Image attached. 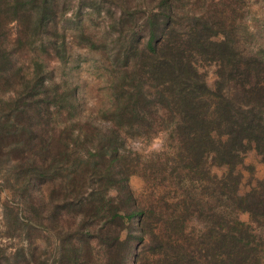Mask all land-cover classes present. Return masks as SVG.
Segmentation results:
<instances>
[{"label": "trees", "instance_id": "1", "mask_svg": "<svg viewBox=\"0 0 264 264\" xmlns=\"http://www.w3.org/2000/svg\"><path fill=\"white\" fill-rule=\"evenodd\" d=\"M151 1L157 6L146 19L145 43L133 35L126 47L120 46L126 48L122 64L133 70L139 84L115 88L112 125L86 121L84 134L62 130L45 140L42 134L30 137V142L39 140L40 150L31 170L23 172L32 177L27 186L44 182L53 188L49 198H29L34 204L25 210L27 219L41 230L57 232L62 229L54 220L59 213L83 211L77 236L85 232L86 218L93 221L86 235L107 247L109 263L128 261L132 246L122 241L121 233L136 221L132 264H260L262 245L253 229L264 227V181L240 196L237 168L249 150L264 163V52L247 55L236 46L234 16L243 1L212 4L186 30L178 28L171 0ZM0 4L15 12L17 22L28 20L22 11L32 5L35 29L49 28L53 0ZM6 48L0 45L2 63L11 57ZM201 64L216 67L212 87L199 70ZM38 80L26 83V110L13 108L19 114L29 113L30 106L43 113L49 109V101L38 108V98L45 96H39L44 84ZM72 104L69 113L75 111ZM162 126L169 130L168 145L151 162L141 163L124 150L120 130L138 137L140 131L157 134ZM50 157L55 159L49 162ZM135 175L149 192L141 205L128 184ZM243 213L249 215L247 224L238 218ZM69 248L60 258L78 264L76 247Z\"/></svg>", "mask_w": 264, "mask_h": 264}, {"label": "rangeland", "instance_id": "2", "mask_svg": "<svg viewBox=\"0 0 264 264\" xmlns=\"http://www.w3.org/2000/svg\"><path fill=\"white\" fill-rule=\"evenodd\" d=\"M171 1L180 29L192 23V18L207 15L212 4L221 3V0ZM242 1L234 16L236 46L247 55L264 52V0ZM156 6L157 2L151 0H53V15L44 32L35 29L34 6L26 5L22 12L28 20L20 17L17 22L15 12L3 9L0 4V12L5 10L6 13L0 19V45L4 44L11 54L9 61L2 63L0 59V264H67L60 254L71 249L69 247H76L78 264H116V261L108 262L107 247L92 235L87 237L86 230L93 227V221L86 218L87 228L77 236V226L83 218L81 210L62 211L53 218L62 227L57 228V232L32 225L25 210L28 211L37 197L49 198L53 187L41 182L31 189L26 183L32 178L30 172L28 175L23 172L31 170L29 164L40 150L36 144L38 139L30 142L35 134H42L45 140L62 130L70 131L73 136L84 134L86 121L104 128L112 125L115 88L125 85L127 89L139 84L138 78L130 74L133 70L123 66L126 48L123 50L120 46L126 47L133 35L145 43L148 38L146 19ZM199 70L212 87L215 65L201 64ZM124 72L128 74L122 83L120 77ZM38 78L44 84L39 96L45 94L38 98V108L49 101V109L43 113L30 106L29 113L19 114L13 108L26 110L29 100L26 83L39 82ZM71 104L74 113L68 112ZM120 131L125 136L124 150L137 156L141 163L151 162L168 145L169 130L164 126L156 130L157 134L140 131L138 137L130 136L126 129ZM74 149L81 152L79 148ZM54 159L50 157L49 162ZM237 172L241 176L240 196L264 181V163L254 150L244 155ZM128 181L141 205L144 197L149 196L142 178L135 175ZM110 195L116 197L117 194L111 191ZM30 197L33 199L29 200ZM238 218L249 223L246 213ZM48 223L53 225L52 219ZM128 226L130 229L121 233V239L132 246L133 253L126 262L132 264L135 251L132 234L137 232L136 221ZM253 231L260 239V264H264V227L254 226ZM66 233H70L69 239Z\"/></svg>", "mask_w": 264, "mask_h": 264}]
</instances>
